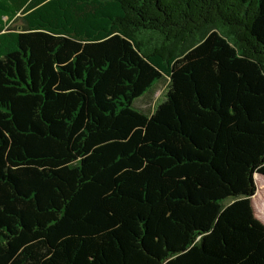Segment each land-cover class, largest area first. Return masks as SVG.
<instances>
[{"label": "trees", "instance_id": "1", "mask_svg": "<svg viewBox=\"0 0 264 264\" xmlns=\"http://www.w3.org/2000/svg\"><path fill=\"white\" fill-rule=\"evenodd\" d=\"M258 173L264 0H0V264H264Z\"/></svg>", "mask_w": 264, "mask_h": 264}, {"label": "crops", "instance_id": "2", "mask_svg": "<svg viewBox=\"0 0 264 264\" xmlns=\"http://www.w3.org/2000/svg\"><path fill=\"white\" fill-rule=\"evenodd\" d=\"M257 191L252 196L253 205L257 216L264 222V217L261 216V210L264 215V177L261 174H256ZM259 206V207H258Z\"/></svg>", "mask_w": 264, "mask_h": 264}, {"label": "rangeland", "instance_id": "3", "mask_svg": "<svg viewBox=\"0 0 264 264\" xmlns=\"http://www.w3.org/2000/svg\"><path fill=\"white\" fill-rule=\"evenodd\" d=\"M21 23L20 19L12 22L13 25H19ZM166 88V84H163V81L160 80L159 82H157L155 88H154V95L150 100H141L139 101V104H141V106H145V107H154L157 106L160 101L164 98V95H162L165 91ZM259 207V206H258ZM261 216L264 217L263 215V211L261 210Z\"/></svg>", "mask_w": 264, "mask_h": 264}, {"label": "water", "instance_id": "4", "mask_svg": "<svg viewBox=\"0 0 264 264\" xmlns=\"http://www.w3.org/2000/svg\"><path fill=\"white\" fill-rule=\"evenodd\" d=\"M258 174H261V173H258ZM262 175V174H261ZM263 176V175H262ZM264 177V176H263Z\"/></svg>", "mask_w": 264, "mask_h": 264}]
</instances>
